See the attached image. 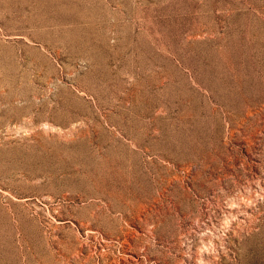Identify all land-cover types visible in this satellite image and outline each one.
I'll return each mask as SVG.
<instances>
[{
    "label": "rangeland",
    "instance_id": "rangeland-1",
    "mask_svg": "<svg viewBox=\"0 0 264 264\" xmlns=\"http://www.w3.org/2000/svg\"><path fill=\"white\" fill-rule=\"evenodd\" d=\"M0 264H264V0H0Z\"/></svg>",
    "mask_w": 264,
    "mask_h": 264
}]
</instances>
